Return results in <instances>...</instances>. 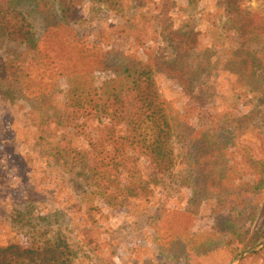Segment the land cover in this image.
I'll list each match as a JSON object with an SVG mask.
<instances>
[{"label":"rangeland","instance_id":"rangeland-1","mask_svg":"<svg viewBox=\"0 0 264 264\" xmlns=\"http://www.w3.org/2000/svg\"><path fill=\"white\" fill-rule=\"evenodd\" d=\"M110 2L87 0L70 25L88 48L98 37L104 45L116 42L129 54L140 50L149 60H168L172 54L165 39L168 31L155 19L166 13L174 30L197 33V54L210 57L211 69L195 83L191 98L164 71L155 74L159 100L174 128L172 175L149 201L134 198L121 203L119 197L104 198L95 185L83 180L80 166L53 157L44 138L39 140L41 129L32 124L39 125V121L32 120L31 105L21 95L6 98L9 89L0 82V246L15 242L39 245L61 237L75 264H229L264 241V189L245 196L249 204L243 213L249 212L246 219L239 214L243 208L239 193L230 192L228 202L224 196L218 197L221 204L214 194H204L197 201L195 193L205 182L196 170L199 157L194 154L203 145L197 130L205 117L221 126V136H230L231 140L223 137L218 143L230 169L225 186L241 188L256 180L247 158L264 163V33L239 30L221 0ZM243 8L264 31V0H246ZM38 15L30 20L40 37L44 27ZM54 47L45 39L40 43L47 56H53ZM247 50L263 67L256 64L252 71L238 69L235 63ZM9 60L32 89L48 87L52 97L46 110L50 116L64 108L69 89L85 88L106 97L127 91L122 76L93 72L96 58L91 55L82 63L86 66L83 73H70V85L57 69L51 80L44 76L37 67V51L23 44L0 45V69ZM183 124L191 128L186 138L180 131ZM51 133L60 140L56 128ZM188 145L194 152L190 156H186ZM238 264H264V248Z\"/></svg>","mask_w":264,"mask_h":264},{"label":"trees","instance_id":"trees-1","mask_svg":"<svg viewBox=\"0 0 264 264\" xmlns=\"http://www.w3.org/2000/svg\"><path fill=\"white\" fill-rule=\"evenodd\" d=\"M86 1L0 0V45L12 42L36 50L39 56L37 67L43 75L51 80L57 69L60 76L68 77L67 85L71 84L72 73H83L82 67L86 66L82 63L91 55L96 58L92 71L122 76L127 86L125 94L106 97L85 88L69 89L65 94L64 108L50 116L46 110L52 97L48 87L32 89L25 76L17 72L13 60L2 64L0 82L9 89L5 92L6 98H9L8 94L14 97L21 95L31 105L34 112L32 120L39 121V125L32 124L41 129L39 140L44 138L45 145L54 153L53 157L65 162L72 160L80 166L83 180L95 185L98 194L109 200L122 198L121 203L134 198L149 201L155 189L165 187L174 167V128L159 100L155 74L164 71L180 84L185 97L191 98L197 87L195 83L211 69V60L207 53L202 58L197 54L199 35L174 30L166 13L157 15L155 19L165 32L168 31L165 39L172 49L168 60H149L138 53L140 50H136L137 54H129L116 42L104 45L98 37L88 48L83 36L70 26ZM96 1L105 5L111 3L110 0ZM221 1L239 30L246 33L254 29L264 33L261 25L258 27L243 8L246 0ZM33 14H39L44 27L40 37L33 32L30 20ZM42 38L55 45L56 56L42 52ZM238 59L235 64L241 71H252L256 64L263 67L262 62L248 50ZM206 120L205 117L200 120L203 124L197 134L203 145L194 154L199 157L196 159L200 166L196 168L198 176L205 181L200 192L195 193L197 201L204 194H214L216 203L221 204L218 197L224 196V202H228L232 200L230 192L239 193L237 198H242L240 205L243 207L239 214L246 219L249 212L243 213L249 204L245 196L252 191L258 194L264 189V163L255 157L247 158L257 175L256 180L244 183L241 188L225 186L224 179L230 169L226 166L223 147L218 143L223 137L231 138L221 136L223 129L214 119ZM53 127L59 133V141L51 133ZM190 129L188 124L181 125L180 131L185 138ZM191 148V145L186 147V156L194 153ZM246 185L250 187L247 189ZM253 217L254 214L250 216L251 219ZM224 223L227 227L232 225ZM0 264H75V257L66 241L59 237L39 245L24 246L15 242L0 246Z\"/></svg>","mask_w":264,"mask_h":264},{"label":"water","instance_id":"water-1","mask_svg":"<svg viewBox=\"0 0 264 264\" xmlns=\"http://www.w3.org/2000/svg\"><path fill=\"white\" fill-rule=\"evenodd\" d=\"M264 248V241L259 244L258 246L252 248V249H249V250H246L242 253H240L235 259H233L229 264H238L240 263L243 259H245L247 256L251 255V254H254L256 252H259L260 250H262Z\"/></svg>","mask_w":264,"mask_h":264}]
</instances>
